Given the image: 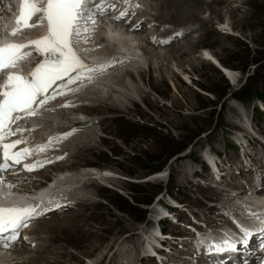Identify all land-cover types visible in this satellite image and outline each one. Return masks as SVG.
I'll use <instances>...</instances> for the list:
<instances>
[{"label":"rangeland","instance_id":"obj_1","mask_svg":"<svg viewBox=\"0 0 264 264\" xmlns=\"http://www.w3.org/2000/svg\"><path fill=\"white\" fill-rule=\"evenodd\" d=\"M195 1L170 0L172 7L181 10L168 27L189 25L194 30L191 35H174L167 44L155 45L138 39L145 27L137 32L134 46L140 45L136 50L144 62L139 66L133 60L108 78L103 101L82 113L95 121L92 126L72 125L73 113L51 114L53 124L70 123L67 128L74 136L68 141L67 159L60 164L64 167L57 165L37 177L51 179L55 170L76 177L93 168L110 172L96 180L85 176L83 183L75 185V203L40 219L54 215L50 225L59 221L57 227L44 226L42 231L31 227L49 247L38 252L32 242L23 256L35 253L32 258L39 264H154L165 253L171 264L190 242L175 243L174 236L163 234L161 227H166V233H179L184 227L191 230V224H181L176 216L196 221L192 211L207 215L210 226L218 228L215 224L227 223L221 204L230 203L228 198H237L235 202L244 198L240 191L229 194L225 188H231L229 182L249 187L239 172L242 163L250 171L252 153L262 157L264 165V153L258 150L264 142V0H229L217 5ZM158 4L159 0L153 2L151 14L159 12ZM161 13L165 17L173 12L166 7ZM115 21L105 23L97 33L113 30L115 25L122 27L121 33L122 22ZM156 23L153 26H162L160 20ZM146 49L163 56H152ZM184 49L196 61L195 68L187 62L179 66L170 55L188 53ZM242 92L244 97H239ZM205 158L215 160L219 173L212 175ZM159 171L164 174L158 177ZM53 236L54 243L49 240ZM165 239L171 242L172 254L161 246ZM3 250L14 256L13 249Z\"/></svg>","mask_w":264,"mask_h":264},{"label":"snow or ice","instance_id":"obj_2","mask_svg":"<svg viewBox=\"0 0 264 264\" xmlns=\"http://www.w3.org/2000/svg\"><path fill=\"white\" fill-rule=\"evenodd\" d=\"M92 2L93 0H46V6L40 8L39 0H21L16 29L9 35L15 36L23 27H35L41 19L47 20L48 31L43 37L30 41L28 44H0V78L3 80L0 83V150L3 152L4 161L0 163V172L8 169L9 161L19 164L31 154L27 148L23 149V153L9 151L24 143L22 140L12 144L4 143L7 136L14 134L11 125L21 118V113L34 116L37 112L36 106L45 104L49 98L55 99V96L50 97L46 93L58 81L67 78L68 83H73L83 78L91 82L92 73L98 70L103 71L104 66L96 68L84 62L73 46L74 40L81 37L82 32L94 31V27H88L89 21L93 26L96 24V13L88 7ZM128 2L129 0H125V3ZM139 6L136 5V7ZM95 7L100 14L104 13L103 0ZM125 15L126 13L121 12L120 16L115 18L121 19ZM168 42V40L159 41L162 44ZM31 46H35L34 50L40 52L44 60L36 65L29 76L14 71H8L7 75L3 76L5 69H16L19 66V61L30 54L27 49ZM73 73L76 75L73 76ZM69 135H71L70 132L64 134L65 137ZM45 147L47 146H38V150L43 151ZM37 166L43 165L39 163L24 165L27 171H33ZM36 207L35 205L26 207L0 205V237H3L5 241V248L17 240L19 229L27 227L28 221L43 215V213H36ZM239 231L243 234L239 241L226 238L221 243L206 245L209 255L224 251L234 252L237 243L247 245L251 232L243 227H239ZM261 231L264 232V229ZM203 243L201 241V244Z\"/></svg>","mask_w":264,"mask_h":264},{"label":"bare ground","instance_id":"obj_3","mask_svg":"<svg viewBox=\"0 0 264 264\" xmlns=\"http://www.w3.org/2000/svg\"><path fill=\"white\" fill-rule=\"evenodd\" d=\"M181 1V0H180ZM229 0H209V4H214V5H217V4H226L227 2H228ZM231 1V0H230ZM183 2V1H182ZM189 2H191V3H195L196 1L195 0H186V3H189ZM177 3V2H176ZM207 4V3H206ZM185 6H186V4H185ZM166 7H168L169 8V10H171L173 13H171V15L170 16H165L164 17V15L161 13L160 14V11H164L165 9H166ZM178 7H182V5H180V6H178ZM210 7V6H209ZM158 8H159V12H157L153 17V20H160V22H161V24H162V26H159V25H157V26H153V20L152 21H150V20H148V21H143V20H140V18H137L136 20L138 21V22H136V23H134L133 25H131V23H133L134 22V19H133V17H130L129 19H128V21L127 22H125L124 23V25H123V27L125 28H123V30H122V32L120 33V30H121V26H117V25H115L114 26V29L112 30V29H110V31H107V30H104V33H102V34H99V33H101V32H99V30L97 31V32H99V33H96V34H93V35H91L92 36V38H89V42H90V44H94V43H100V42H102L103 40H104V37H105V35L107 34V32H109V33H113V35H116L117 37H119V40L118 41H120L121 42V44L119 45V46H125V45H131V47H132V45H134L135 43V38H137L136 36H137V32H139V30L142 28V27H147L146 25H145V23L147 22L148 23V26H153V27H155L154 29H153V31H155L160 37H162V39L161 40H165V39H168V38H170V37H172V36H174L175 34H176V32H178V29H176L175 27H172V26H169L168 27V23H171L172 22V20H173V18L174 17H178L179 16V14H177L181 9L180 8H177V6H176V8H174V7H172L171 6V4H170V0H159V4H158ZM1 9V8H0ZM7 9L8 10H10L12 13H13V7H12V5L11 4H8V6H7ZM180 9V10H179ZM231 10V9H230ZM238 10V8H234V12L235 11H237ZM1 14V13H0ZM119 21V20H118ZM113 24V23H112ZM111 24V25H112ZM122 24H123V22H122ZM130 26H129V25ZM157 24V23H156ZM95 25H97V27H98V25H99V22L98 21H96V24ZM143 25H145V26H143ZM140 27V28H139ZM104 29H105V27H103ZM102 28V29H103ZM184 28V27H183ZM117 31V32H116ZM142 31V30H141ZM192 32H194V30H189L188 32H186V33H188V35H191L190 33H192ZM186 33H184V34H186ZM99 34V35H98ZM88 36V35H87ZM123 36H124V38H123ZM187 36V35H186ZM7 37V38H6ZM11 36H7V35H1V37H0V41H2L3 39H9ZM175 37V36H174ZM145 39H147V40H149L150 41V43H152V44H155V45H159V44H161V43H159V41H156V39H152V38H146L145 37ZM171 39V38H170ZM177 39V38H176ZM112 40H114L115 41V39H112ZM160 40V41H161ZM168 41H169V39H168ZM137 44V43H136ZM135 47V49H137V48H139L140 47V45L138 46L137 45V47L136 46H134ZM180 48H181V46H179ZM183 47V46H182ZM185 47V46H184ZM196 47V46H195ZM188 49V48H187ZM90 50H92L93 52H94V54L92 53V55H95V59H96V65L97 66H104V68H105V66L107 65V64H109L112 60H113V55H111L110 53H107V52H96L97 50L96 49H90ZM145 50V49H144ZM180 50H182V49H180ZM184 50H186V49H184ZM192 50V49H191ZM201 50H204V49H201ZM206 50V49H205ZM147 51H149V50H147L146 49V52ZM187 51V50H186ZM150 53H148V54H150V55H152V56H155V57H159V58H161V53L160 52H158L157 50H155V51H149ZM153 52V53H152ZM188 52V51H187ZM191 53V52H190ZM129 54L131 55V54H133L132 52H129ZM136 56H137V60L138 59H140V56H139V54H135ZM170 55H173L175 58H176V62L178 63V65L179 66H182V65H184V63L185 62H187V63H189L191 66H193L194 68H195V66H196V64L197 63H195L196 61L194 60V59H192L191 58V55L189 54V52L188 53H174V54H170ZM142 56V55H141ZM163 56V55H162ZM158 58V59H159ZM163 59V58H162ZM164 59H165V57H164ZM196 59V58H195ZM128 63V62H127ZM133 64V63H132ZM167 66V65H166ZM199 66V65H198ZM104 68H103V70H104ZM193 68V69H194ZM168 69H170L169 68V66H168ZM171 70V69H170ZM225 70V69H224ZM121 72V71H120ZM172 73L174 74L173 76L174 77H176V78H178L179 79V76L172 70ZM102 74V73H101ZM108 75H109V73H107V74H105V77L103 76V77H101L100 78V80H101V83H98V81L96 82V83H98V84H102V83H104V82H106V78L108 77ZM121 77V76H120ZM122 78V77H121ZM187 79H188V81H190V78H189V76L187 77ZM120 80V79H119ZM95 83V84H96ZM108 86V85H107ZM109 87V86H108ZM110 88V87H109ZM106 92V91H105ZM107 93V92H106ZM65 96H67V94H64ZM104 96H100L99 97V99H98V101H100V100H102L103 101V98ZM108 100V99H107ZM112 100V99H111ZM67 105H69L68 107H60V109H58L57 111H58V114H61V115H63V116H66L68 113L70 114V113H76V112H83V111H85V112H88L87 110H88V108H94L95 106H91V105H86V104H80L79 102L78 103H76V104H74V105H71L70 104V101H68L67 103H66ZM64 108H67L66 109V111H63V109ZM59 111H60V113H59ZM65 113H66V115H65ZM73 118V117H72ZM77 117H75V119H73L72 121H73V123H77V122H79V120L78 119H76ZM70 119V118H69ZM69 119H67L68 121H70ZM47 126H51V127H53L54 125L52 124V122L51 121H49L46 125H45V130H47V132H49L50 130L49 129H53V128H46ZM86 126V125H85ZM83 127V126H82ZM89 127V126H88ZM66 129V128H65ZM68 129V128H67ZM63 133L64 132H66L65 130H61ZM85 133V132H84ZM244 142V141H243ZM74 143V142H73ZM83 143V142H82ZM69 144H71L70 142H69ZM238 144V143H237ZM82 145V144H81ZM67 147H69V145H67ZM241 147H243V144L241 145ZM80 152V151H79ZM75 154V153H74ZM248 155H251V153H249L248 152ZM261 156V155H260ZM247 159V158H246ZM249 159V165L247 166L248 168H250V171L249 170H244V166L245 165H243V163H242V169L240 170V172L239 173H242V176H245L243 179L247 182V184L249 185V187H250V183H251V181L253 180V179H255L257 176H259L260 178H264V165H263V163H262V160H261V158H258L257 156H255V152L254 153H252V157H249L248 158ZM210 160H212L213 161V163H214V166H215V168H214V171L215 172H218L219 173V168H218V166H217V163L215 162V160L213 159V158H211ZM238 163V162H237ZM240 163V162H239ZM238 165V164H237ZM62 167H64V166H62V165H59V169L60 168H62ZM246 167V166H245ZM216 168H218L217 170H216ZM238 168V167H237ZM241 168V167H240ZM247 168V169H248ZM99 170V169H98ZM105 172V171H104ZM110 171H106V173H109ZM226 172V171H225ZM101 173V171H94V168H93V171H90V170H87V172H84L83 174H80V175H78L77 176V181L80 179V177H82V176H97V175H99ZM253 173H256V177L253 175ZM159 174H161V175H163L164 173L162 172H156V176L158 175V177H159ZM210 174V173H209ZM218 177H219V175L218 174H216ZM225 175H227V174H225ZM249 176V177H247V176ZM71 176H73V175H69L68 177H71ZM212 176V175H211ZM221 176V175H220ZM111 178H114L113 176H110ZM213 177V176H212ZM258 177V178H259ZM76 178V177H75ZM229 178V177H228ZM89 179H90V177H89ZM237 179V177L235 178V180ZM50 180V179H49ZM61 180H63V179H57L56 181H55V185H58V186H60L59 185V183H63ZM96 180V179H95ZM242 180V179H241ZM8 182H9V185H11L10 184V182L13 184V183H18V184H21V186H23V188H26V187H28V186H30L29 184H30V181L28 180V181H25L24 179H19V180H16V179H12V180H7ZM41 181V180H40ZM40 181L39 180H36V181H31V183H32V186H37L38 184H42V183H40ZM220 181H221V178H220ZM237 181V180H236ZM79 182V181H78ZM91 182L92 181H87V183L88 184H91ZM83 183V182H82ZM242 183V182H241ZM239 183V184H237V182H235V183H227V185L228 186H230L231 188H225L226 190H230V192H229V194L230 193H232V191L234 190V191H240L242 194H244V198H242V199H240V201H241V203H243V202H247V201H252V202H250L249 204H250V206L251 205H253V204H255L254 202H256V203H258V202H261V201H264V200H259V199H257V195L256 194H254V198H252L250 195H246V194H248V191H249V187L248 188H246L245 187V184L244 183ZM85 184V183H84ZM9 185L7 186V187H9ZM87 186H89V185H87ZM220 186V185H219ZM224 186V185H223ZM227 186V187H228ZM1 188L3 189L4 188V186L3 185H1ZM6 188V187H5ZM5 192H9V193H11L12 195L14 194V195H18L19 193L18 192H16V191H14V190H9V189H7V190H5ZM220 192V191H219ZM213 194V193H212ZM218 194V193H217ZM237 194V193H236ZM223 199H224V197H222ZM208 199H211V198H208ZM221 199V198H220ZM222 199V201H224ZM244 199V200H243ZM221 201V202H222ZM228 201H230V203L229 202H226L227 204H225V205H223V204H221V207H223L224 206V209H226V211H227V213H226V215H227V218H225L226 219V221H227V223L226 224H228V223H230L232 220H236V221H239V218H240V216H241V212L239 211V208L237 207V204L239 203V201L237 202V203H235V201L233 200V198L231 199V200H228ZM231 201L233 202L232 204H231ZM237 201V200H236ZM72 203V202H71ZM70 204V203H69ZM69 204H67L65 207H68L69 206ZM247 204L248 203H245V207H247ZM187 209H189L190 210V208H187ZM153 211V210H152ZM52 212H55V211H52ZM155 212V211H154ZM190 213L196 218V221H194V220H189V219H187L185 216L183 217L182 215H179L178 214V216H176V217H180V219H181V224H184V225H187V224H191V226L192 227H194L196 230H198V232L200 233V234H202L204 237H206V236H208V234H211V233H215L216 232V229L217 228H215V227H211L210 225L211 224H209L210 222H209V218L207 217V215H198V213L197 214H194V213H192V211H190ZM49 214H54V213H49ZM181 214V213H180ZM54 216V215H53ZM52 215H51V218L53 217ZM47 217V216H46ZM45 218V217H44ZM51 218H48V219H43V220H38V221H36V226L34 225V226H32L33 224H31L28 228L29 229H31V227L32 228H36V229H38L39 231H42L43 229H42V227H44V226H47V228H49V227H57L56 225L57 224H59V221H56V222H52L53 224L52 225H50V222H51V220L53 219H51ZM49 219H51V220H49ZM208 220V221H207ZM199 222L200 223H203V224H205L206 226H207V224L210 226H207V227H209L208 229L209 230H207V229H205V228H203L200 224H199ZM64 226V225H63ZM62 226V227H63ZM68 227V226H67ZM66 227V228H67ZM184 227V226H183ZM45 228V227H44ZM46 229V228H45ZM65 229V228H64ZM64 229H62V228H60V230H64ZM165 229H166V227H161V231H162V233L163 234H165V235H173L174 236V238H175V243H179V244H183V243H185V242H190L189 244H187L185 247H186V250H184L183 252H185L186 253V255H185V253H181V254H179V255H177L176 254V257L175 258H172V262H170L171 264H194V262H195V264H208V261H206V259H203V258H200V259H198V260H195V261H193V259H192V252L193 251H196L197 249L195 248V247H193V245H192V241H194L195 242V244L197 243V242H199V243H201V240L202 239H199V238H197L196 237V234H194L193 232H191L190 230H188V229H186L185 227H184V230L182 229V230H178V231H180L179 233H176V231L175 232H170V231H167V233H166V231H165ZM188 231V232H187ZM218 231V230H217ZM36 232V231H35ZM169 232V233H168ZM184 232V233H183ZM219 232V231H218ZM177 234V235H176ZM50 236V235H49ZM51 242H53L54 243V241H56L57 239L53 236V237H50V239H49ZM199 240V241H198ZM50 241H48V242H50ZM163 241H165L166 242V244L164 243V244H162L161 246L162 247H164L163 249L166 251V250H169L170 249V246H171V242H170V240H168V239H165V240H163ZM34 243V246L33 247H35V250L36 249H38V252H43V251H45V250H48V247H49V244H45L44 242H43V238L41 237V236H36V238H33V240H31V241H25V240H22V245H19V246H22V247H24L25 248V250L24 249H21V248H17V249H14L15 248V246H18V245H15V244H13V245H10L8 248L9 249H13L15 252H14V256H12V254H9L8 252H5L4 250H3V248H5V246H2V248L0 249V264H39V262H38V260L37 259H35V258H32V254H35V253H32L31 255H29V257H25V256H23L22 254H26L28 251L26 250L27 248H29V247H31L30 245H31V243ZM39 242V243H38ZM158 242V241H157ZM198 244V243H197ZM33 245V244H32ZM151 245H153V244H151ZM159 247V246H158ZM30 251V250H29ZM170 251V254H172L173 252H172V250H169ZM175 251V250H174ZM187 251H189V252H187ZM53 251H51L49 254H51ZM147 252V251H146ZM176 252V251H175ZM46 253V252H45ZM40 254V253H39ZM154 254H157L156 252L154 253ZM154 254H150L151 256H153ZM36 255H37V253H36ZM41 255V254H40ZM46 255V254H45ZM158 255V254H157ZM169 255V254H168ZM168 255H166L165 253H161V255H160V259L161 260H159V261H156L155 259V261H154V264H168L166 261L168 260V258H169V256ZM39 256V255H38ZM34 257V256H33ZM45 257V256H44ZM43 257V258H44ZM162 257V258H161ZM180 257H183V258H180ZM191 258V259H188V258ZM32 258V259H31ZM38 258V257H37ZM31 259V260H30ZM41 259V258H40ZM152 259V258H151ZM44 260V259H43ZM43 260H41V262L43 261ZM46 260V259H45ZM44 260V261H45ZM43 261V262H44ZM12 262V263H11ZM42 264V263H41ZM49 264H51V263H49ZM152 264V263H151Z\"/></svg>","mask_w":264,"mask_h":264},{"label":"trees","instance_id":"obj_4","mask_svg":"<svg viewBox=\"0 0 264 264\" xmlns=\"http://www.w3.org/2000/svg\"><path fill=\"white\" fill-rule=\"evenodd\" d=\"M239 94H240V95H239ZM244 94H245V93H243V92H242V93H238V96H239V97H244ZM237 98H238V97H237ZM149 161H152V160H149ZM152 166H153V165H152ZM147 168H149V169H153V168H155V167H151V168H150V166H149V167H147ZM134 199H135V200H134L135 202H138L137 198H134Z\"/></svg>","mask_w":264,"mask_h":264}]
</instances>
